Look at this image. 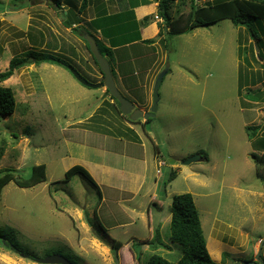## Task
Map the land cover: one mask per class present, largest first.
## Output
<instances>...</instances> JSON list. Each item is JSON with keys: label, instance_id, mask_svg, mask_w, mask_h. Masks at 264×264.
<instances>
[{"label": "rangeland", "instance_id": "374dc122", "mask_svg": "<svg viewBox=\"0 0 264 264\" xmlns=\"http://www.w3.org/2000/svg\"><path fill=\"white\" fill-rule=\"evenodd\" d=\"M173 5V17L182 28L190 3L176 0ZM63 10L52 0H0V73L16 56L26 57L29 51L51 54L61 46L62 53L54 54L68 66L37 65L30 58L11 79L0 82L16 98L13 115L0 116V176L13 169L15 180L28 179L37 165H45L47 175L46 182L34 187L22 188L14 181L5 186L0 201V264H41L34 259L54 255L74 264H118L116 254L119 264H148L154 254L177 263L183 252L170 239V207L172 198L183 193L194 197L208 251L217 264H264V167L259 169L253 159L254 153L263 154L264 136L250 139L246 131L257 122H251L255 109L245 106L255 93L249 80L245 82L250 71L244 66L245 57L251 62L249 51L258 61L263 57L255 43L252 49L241 43L247 32L252 33L225 19L174 36L167 48L156 40L149 59L156 64L137 75V86L127 90L128 84L115 76L123 96L147 112L157 76L169 65L156 117L131 122L119 113L105 87L88 88L69 70L94 84L103 78L86 46L73 41L69 46L55 32L62 27ZM66 18V25H71L75 16L71 12ZM252 30L262 36L264 20L253 21ZM99 47L115 69L114 53L101 42ZM144 132L155 136L153 145L146 140L148 152L156 153L159 146L164 166L153 164L146 188L127 194L128 200L118 208L115 197L110 198L113 190L98 184L92 172H106L100 164L143 171L142 163L131 161L128 167L125 158H144L143 149L125 148L123 139L133 140ZM201 153L206 161L181 164ZM75 166L83 167L92 180L80 172L69 178L67 172ZM173 169L177 176L170 181ZM102 195L110 203L99 210ZM155 238V245H142ZM1 241L15 244L20 252L5 248ZM117 244L115 251L112 246Z\"/></svg>", "mask_w": 264, "mask_h": 264}, {"label": "trees", "instance_id": "16d2710c", "mask_svg": "<svg viewBox=\"0 0 264 264\" xmlns=\"http://www.w3.org/2000/svg\"><path fill=\"white\" fill-rule=\"evenodd\" d=\"M52 1L55 2V4L59 9H61V6L64 3H70L69 0H52ZM175 1L176 0L158 1L159 2L158 14L164 20V23L160 24L159 38L160 41L165 44L166 48L169 46V41L174 36H177L182 33H187L189 31L201 27L209 28L212 27L214 24H217L225 19L231 20L233 25L236 27H243L248 29L250 32L254 33L253 35L256 36V33L252 30V23L255 20H264V0H211L204 4H200L202 0H181L182 4L190 3L191 6V10L188 15L186 24L181 28L179 27L178 20L173 17L174 14L172 13L174 6L173 3ZM85 8H86V4L85 5L83 4L80 13H82L85 10ZM153 19L154 16H148L147 18H145V23H149ZM71 25H68V27H71ZM77 30L78 29L75 28V31ZM84 41L95 64L99 67L96 59L94 58V56L90 51L89 43L86 40ZM144 43L146 45L147 44L151 45L149 49L153 50L156 40H147ZM141 47H142L141 43H139L130 46L129 48H124L122 54L129 50H132L133 52L140 51ZM119 51L120 50L117 51V54L116 53L113 54L114 64H115V69H112L113 75L117 76V71H116V67H117L120 76L123 78L125 83L128 84V86H130L133 83L134 84L137 83L138 77L135 74L134 70L131 69L132 72H130V67L133 65L134 61L137 62L136 64L138 66L143 67L144 63L147 60H140L139 58H136L133 62H131L130 59L124 61ZM108 52H112V51H108ZM54 53L57 52L54 51L51 54L50 53L39 54L35 51H29L27 52L26 57L25 56L14 57L13 59H11L8 69L5 72L0 73V82L3 83L11 79L18 70L27 66L30 58H33L34 63L37 65H41L45 63V64L58 65L68 68L67 64L65 63V60L61 58V56L55 55ZM258 54L259 57L261 58L262 54L260 50H258ZM100 73L103 77L100 83L103 84L104 76L101 70ZM107 92L109 93V91ZM111 99L114 101V104L119 108V113H121L120 103L113 97ZM144 102H145L144 98H141V103ZM15 109H16V98L14 91L10 87L0 85V116L3 117L11 116L15 112ZM129 120L131 121V119ZM246 131L250 134V139H254L258 135L264 136V128L261 125H248L246 127ZM261 148H263L262 156L256 153L253 154V159L259 169L264 167V144L261 146ZM155 150L159 151V146L158 147L155 146ZM202 156H204V154ZM15 172L16 170L10 169L3 172V174L0 176V201L5 186L8 185L11 181H14L16 185L22 188L34 187L36 185H39L47 181L45 165L34 166L32 169V175L28 179H23L20 177L21 179L15 180L13 176ZM77 172H80L81 174L89 177L92 180L90 174L81 166L73 167L70 171L67 172V176L71 178ZM176 176H177V171L173 169L170 173V178H169L170 181H173L176 178ZM156 204L158 205L157 202ZM170 210H171L170 239L172 243L178 244L182 247V252H183L182 258L177 263H173L160 255L154 254L150 258L148 264H217L212 259L208 251L206 238L202 229L200 212L196 206L193 195L190 193L175 195L172 198V204ZM156 241L157 238H155L153 242L150 241V242L142 243V245L144 244L148 245L151 243L155 245ZM1 244L7 249L13 248L15 251H19V249L15 247L16 245L14 244L15 245L14 246L11 242L6 244L5 241L4 242L1 241ZM112 247L113 250L117 251L120 248V245L117 244Z\"/></svg>", "mask_w": 264, "mask_h": 264}, {"label": "crops", "instance_id": "0c3cea01", "mask_svg": "<svg viewBox=\"0 0 264 264\" xmlns=\"http://www.w3.org/2000/svg\"><path fill=\"white\" fill-rule=\"evenodd\" d=\"M69 1L71 2V0ZM158 1L159 0H77V2L72 3V5H70L69 3H64L61 7V9H64L63 12H61L63 13V15L61 16L62 27L54 30L59 36H63L64 43L68 45L73 41V45L75 43L81 42V45L79 47L86 46L82 39L85 40V36L89 34L93 36L98 41V43L101 42L102 45L106 48L107 52L112 51L113 53L117 54V51L120 50V55H122L121 57L124 61L130 59L131 62H133L136 58H139L140 60H149V58H151L152 56V52L154 51L149 49L151 45H146L144 42L147 40L159 41L160 24L164 23V20L158 14ZM83 4H86V8L82 13H80ZM71 12L75 16V19L72 21L71 27H68V25H66V23L68 22L66 16L70 15ZM148 16H154V19L149 23H145V18H147ZM75 28H77L78 30L75 31ZM51 29H53L52 26ZM69 31L71 32V35ZM262 33V36H255L253 35L254 33H252L251 36H248L247 32V36H243L241 42L244 48L247 47L249 49H252L251 47H253V44L255 43V45L257 46V50L261 51L263 57L259 59L260 61H258L256 59L255 52L252 53L249 51V56H252V59L250 60L251 62H247L246 57L244 58V66L248 67L247 71H250V78L245 82H248L249 80V84H251L252 88H254L252 91L255 93V97L252 98L251 101H245V106L251 111L255 109L256 115L252 116L253 119L251 122H257V125L264 124V31H262ZM63 34H69V37H65V35ZM241 34L242 31L241 33H238V40ZM42 35L46 34L44 33ZM139 43H141L142 46L140 48V51L133 52L132 50H129L122 54L124 48H129L130 46ZM59 51L60 53H62V46L59 49L57 48L55 52ZM152 62V60H149V62L146 61L144 63V66L140 67L136 64L137 62L134 61L133 65L130 67V72H132V69L135 71L136 75H139L140 73L144 74L147 71H150L156 64L155 62ZM117 69L118 68L116 67L117 77L119 78L118 80H120L122 77L120 76ZM246 77H248L247 74ZM138 83L139 80L137 81V83H133L130 86H137ZM127 87L128 90L129 86ZM241 89L244 88L241 87ZM154 137L155 136L152 133L144 132V136L141 137L135 134L133 140H126L125 138L123 139L125 148L129 146H140L143 149L145 157H141L142 159H136V156L134 155L133 157L131 155H125L128 167H130L131 161H139L143 164V171L135 172L129 171V169L124 168L111 169V167L106 164L98 165V167H102L103 169L107 170L106 172L102 171L103 173L96 171L93 173L91 169H89L98 184H105L113 190L110 198L113 196L115 197V201L118 202V204H116L118 208H122L123 204L126 203V200H128L126 199V197H128L127 194H130L131 192L137 190L141 191L143 188H146L148 178L147 172L149 168H151L153 164L157 168L156 163L159 164L161 162H164L163 159L161 160V158H163V155L160 150L156 151V153H150V151L148 152L149 147L146 140L150 141L153 145L152 141ZM148 154H150L149 159L147 158ZM184 160L185 159H183V161ZM206 160L207 158L205 159V161ZM112 170H114V173H111ZM157 181L158 180L155 179V184H157ZM149 190H151V188L147 189L148 192ZM153 190H156V188ZM153 194L154 196L156 195V193ZM154 198L155 197L151 199L152 202H155ZM109 203L110 201L109 199H107V196L105 197L102 195V200L100 202L101 205H98L99 210L101 208L103 210L104 207H107V204ZM156 206H159V204H156ZM107 210V213L105 215L106 218H108V216L110 215L108 213L109 208H107ZM101 221L102 219L99 218V223L102 224ZM149 229L151 230L150 227ZM148 242H150V240H148Z\"/></svg>", "mask_w": 264, "mask_h": 264}, {"label": "water", "instance_id": "95a60500", "mask_svg": "<svg viewBox=\"0 0 264 264\" xmlns=\"http://www.w3.org/2000/svg\"><path fill=\"white\" fill-rule=\"evenodd\" d=\"M84 39L89 43L90 51L92 55L94 56V58L96 59L101 72L103 73V76H104L103 84L102 83H96V84L91 83L88 80H86L83 76H81V74H79L75 69L69 68L73 76L81 84H83L84 86L88 88L101 89L105 87V89L109 91L110 95L120 103L121 113L125 116H130V119L132 121H138L140 119H144L145 121H147L149 119L155 118L158 112V109H159V101H160L159 90H160V87L163 83L165 76L169 72V65H167L166 68L158 74L154 88H153V93H152V106L149 111L145 112L144 110L137 108L135 103L131 102L126 97H124L121 91L118 89L116 80L114 78L113 71L111 68V63L101 53L97 40L89 34L86 35ZM203 161H205V158H203V156H201L200 154H196L190 157L189 159L182 161L181 164L184 166H189L193 163L203 162ZM170 163L176 164L177 162L174 160H170ZM24 257H28V256L24 255ZM115 257L119 264L117 254L115 255ZM34 260L41 264H74L67 258L60 256V255H54L51 257L44 258V259H38V260L34 259ZM247 264H256V263L251 262Z\"/></svg>", "mask_w": 264, "mask_h": 264}, {"label": "built area", "instance_id": "2783aa9c", "mask_svg": "<svg viewBox=\"0 0 264 264\" xmlns=\"http://www.w3.org/2000/svg\"><path fill=\"white\" fill-rule=\"evenodd\" d=\"M160 164H161V166H164V165H163V162H161ZM158 173H160V171H158Z\"/></svg>", "mask_w": 264, "mask_h": 264}, {"label": "flooded vegetation", "instance_id": "af4514ba", "mask_svg": "<svg viewBox=\"0 0 264 264\" xmlns=\"http://www.w3.org/2000/svg\"><path fill=\"white\" fill-rule=\"evenodd\" d=\"M111 96V95H110ZM111 98H112V96H111ZM113 103H114V101H113ZM130 117V116H129Z\"/></svg>", "mask_w": 264, "mask_h": 264}]
</instances>
